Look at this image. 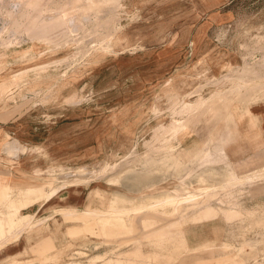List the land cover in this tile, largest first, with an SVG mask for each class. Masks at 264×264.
<instances>
[{"label": "rangeland", "instance_id": "rangeland-1", "mask_svg": "<svg viewBox=\"0 0 264 264\" xmlns=\"http://www.w3.org/2000/svg\"><path fill=\"white\" fill-rule=\"evenodd\" d=\"M55 1L46 3V13L63 0ZM99 10L77 19L84 28L39 39L35 28L26 29L35 10L21 18L25 10H16L14 21L0 12V83L9 85L0 96V178L16 175V164L31 174L51 172L60 187L45 202L54 214L33 215L34 227L0 249L47 235L46 254L60 230L70 243L42 263L83 264L85 255L68 251L72 241L91 235L138 250L141 238L142 257L159 264H264V0H113ZM243 94L246 101L238 100ZM212 95L208 109L179 113L184 102ZM176 121L185 124L183 136L172 132ZM14 140L25 147L17 156L5 151ZM171 147L184 165L164 169L157 163ZM176 188L184 202L172 215L137 212L111 220L116 230L125 224L122 235L103 233L94 217L80 229L74 219L86 207L100 214L113 194L138 201ZM70 195L79 207L69 205ZM226 210L239 214L228 217ZM186 231L213 240L194 253L202 260L188 253ZM131 251L127 256L141 258ZM118 258L102 264H129Z\"/></svg>", "mask_w": 264, "mask_h": 264}, {"label": "bare ground", "instance_id": "bare-ground-1", "mask_svg": "<svg viewBox=\"0 0 264 264\" xmlns=\"http://www.w3.org/2000/svg\"><path fill=\"white\" fill-rule=\"evenodd\" d=\"M23 1L19 0L17 2V0L16 1L12 0L11 3H7L6 0H0V12L3 11V13H1V14H3V16H5L8 21L9 20L14 21V18H15L14 16H15L16 10L17 11L19 9L21 11L25 10L24 12L22 11V13H20V14H22V16H20L19 18L25 17V16L27 17V15H31L30 13H32V12H30V11L35 10V11H33V12H36L33 15L34 17L31 15L32 16V17L30 16L31 18L28 17L30 19V22H28L29 19H27L26 22H28V23H26V22L25 23H26V26L28 25L26 28L27 30L30 29L32 31L35 28V30H33V33L36 32V36H38V39H39V37H45V36L47 37L48 34H52V36L56 35L59 31H61V29L65 30V28L66 29L69 28V30H72V27H75V25L80 24V22L77 21V19L82 20L83 18L87 17L90 14V11L94 12V10H95V12L97 13L100 11L99 9H103V7H106L107 5H110L111 2H113V0H63L62 2L55 4L54 9L50 8V10L52 9V11H49V13H46L44 10L47 7L46 6L47 4H48V8L50 7V5L48 3L49 0H47V1L46 0H39V1L38 0H25L24 2ZM35 1L36 2L38 1V2L35 3ZM50 2L52 3V0H50ZM30 8H31V10L28 11L29 14H26L27 13L26 10H29ZM109 10H111V9L109 8ZM109 10H107V11H109ZM88 18H89V16H88ZM110 18H112V17H110ZM86 19L87 18H85L84 20H86ZM110 21H112V19L111 20L106 19L105 21L103 20V22H106V23H110ZM102 23H98V25H96V26H100V24L102 26ZM80 26H81V28L82 27L84 28L85 25L82 26V24H81V25H79V27ZM106 26H108V25H106ZM28 27H29V29H28ZM40 27H42L41 30H40ZM36 28H38L39 30ZM20 30H19V32H20ZM22 30H24V29H22ZM22 30H21V35H22ZM65 32H63V33H65ZM33 33L28 32L27 34H30L29 36L34 37ZM72 33H73V31H72ZM24 35H26V34H24ZM60 35H62V34H60ZM82 39L84 40V38H82ZM7 88H9L8 84L6 85L3 83H0V96H2L6 92ZM260 88L264 89V85L260 86ZM243 93H245V92H243ZM248 95H250V94H248ZM212 97H214V95H212L209 98H201L194 103H185L184 102L182 105V109L181 110L178 109L179 111H181L179 113H186V112L187 113L188 112L193 113V112H198L200 109H204V108L208 109L210 103H212V101H213ZM238 98H239L238 100H241V101L245 100L246 101L247 94L246 95L243 94L241 96L239 95ZM244 103H247V102H244ZM228 107H229L228 103H226L225 106L223 107L224 108V114H226V115H229V113H228L229 108ZM174 115H175V113H174ZM156 128L158 129V127H156ZM167 130H168V128H167ZM164 131H165V129H164ZM178 131H179V134H178ZM185 131H186L185 124H183L180 121H176L174 123V126L172 127V132H173L174 136H177V135L183 136L185 134ZM153 132H154V130H153ZM205 150H206V148H205ZM5 151L8 154L17 156L18 153H23L25 151V147L21 146L20 143H17L14 140L11 143H6ZM156 151H158V150L156 149ZM167 154L168 155L165 157L164 160H162V161L160 160V162L157 163L158 166H161L164 169H168L170 166L173 165V167H175L177 169V168H180L184 165L180 161L177 160V158H176L177 154L175 153V150L172 149V147L170 148V150ZM200 155H201V153L196 155L194 157V159H196ZM156 157H158V156H156ZM205 159H209L208 156ZM172 161H173V163H172ZM12 165H13V168L15 169L16 175H12L10 178L8 177L9 178L8 180H6L5 178H0V206L3 208V211H0V244H2V245L4 243H7L10 240V238L17 237L22 232H28L32 227H34L33 223H32V220L34 218L33 215L28 214V213H26V214L21 213V210L26 209L27 207L33 205L36 202H48L51 198H53L58 193V191L60 189V187L54 186L56 178H55L54 174H52L51 172H48L46 175H41L39 173L38 174H36V173L31 174V173L23 171L22 169L17 167L16 164H12ZM245 165L246 164L243 161L242 163H239L237 166L239 168H242ZM189 166H191V165H189ZM227 171H229V170H227ZM206 172L207 171H205L204 174H206ZM153 173H155V172H153ZM201 173H203V172H201ZM210 173H212V171ZM145 177H147V175H145ZM197 181H198V183L201 182V184H202L203 179L199 177V178H197ZM226 182H227V180H226ZM113 183L119 184V180L118 179L113 180ZM182 184H184V182H183V180H180V185H182ZM208 184H209V182H208ZM212 187H213V185H212ZM180 189L181 188H176L174 190V192L165 193V194H162L158 197L145 196V197L140 198L138 201L129 200V199H127L123 196H120L118 194H113L111 196L112 198L109 200L108 208L106 210L102 211L100 214L98 213L96 215H93L92 210H88V207H86V209L80 215L75 216V217L73 216L74 214H73L72 208L63 209V212H66L69 216L74 217V219L78 220L80 223L83 224L82 226L80 224L78 226V228L86 226V224L89 223L88 219L94 217L93 222L99 223L100 229L103 233L111 234V235H116V234L122 235L121 232L123 231V228H124L123 225H125V224L123 223V225H120V228L122 227L120 230L119 229L116 230V229H113L111 227V225H110L111 220H113V219L114 220H121L123 217L128 216L130 213H137V212L138 213L139 212H148V213H152L155 215V213L157 214L163 210L164 212H166V214L172 215L173 210H175V208L181 203L180 200H183V202H184L183 195L178 193V191ZM196 192H198V191H196ZM92 193L94 195H99V196L103 197V195L100 194L101 193L100 190L94 189L92 191ZM191 198L192 199H190V198L189 199L194 200L193 197H191ZM189 199H187V200H189ZM187 200L185 202H187ZM125 205H128V206L126 207ZM209 208L210 207L205 208L204 210H208ZM204 210H203V212H204ZM208 212H206V213L210 214L213 211H211V209H209ZM202 213H201V215H202ZM205 214H204V217H205ZM226 214L228 215V217H233V216L238 215L239 213H237L235 211L226 210ZM210 216H212V214H210ZM210 216H209V218H211ZM120 222H122V221H120ZM143 222H144L145 226H149L153 223L152 218L144 219ZM173 224H174V222H173ZM88 225L89 224H87V226ZM175 225H176V222L173 226H175ZM109 227H111V228H109ZM169 227L170 226L167 227V231H168ZM84 229H86V228H84ZM107 229H108V231H107ZM89 230H90V228H89ZM168 232H170V231H168ZM168 232H167V234H168Z\"/></svg>", "mask_w": 264, "mask_h": 264}, {"label": "crops", "instance_id": "crops-1", "mask_svg": "<svg viewBox=\"0 0 264 264\" xmlns=\"http://www.w3.org/2000/svg\"><path fill=\"white\" fill-rule=\"evenodd\" d=\"M72 195H70L71 197ZM69 197V199H70ZM74 198V200L69 204L71 207L78 206V197H71ZM36 206V208H35ZM46 203H42L41 205H36L34 203L33 205L27 207L26 209H23L21 211H32V215H37L40 213V215H46L42 218L52 216L54 213H51L50 210H48ZM39 218V219H42ZM194 236L198 237V235L192 234V232H185V245L188 249V253H190V256H193L195 259L202 260V255L196 254L195 252L200 250L203 246L207 245L209 240L204 237H198L195 238ZM139 242H141V248L138 250L136 246L128 245L125 247H118L117 244H105L101 239H98L95 236L88 235L86 237H80L78 239H75L72 241V248L68 251V253H72V257H75L76 254L82 253L85 256H82L83 264H102L105 261H110L109 259H115V258H121L123 259L124 263L129 264H159V262H154L153 260H147L144 257V251L145 248H147L144 244L143 239H139ZM51 245L55 248L54 251H50L49 253L42 254L43 249V243L48 244L47 235L40 236L38 239H32L27 241V239H19L17 241H14L12 243L7 244L4 248L0 249V264H47L42 263L44 260V257L47 258L49 256H53L57 254L60 250L64 251V247L70 243V240L65 236L62 232L57 231V233L54 235V237L51 239ZM132 250V251H131ZM131 251L133 253L134 251L139 253L141 255V258H138L137 256H127V252ZM55 252V254H54ZM126 252V256H125ZM167 253V252H166ZM77 254V255H78ZM148 254L154 256H159V252H154ZM138 255V254H137ZM148 256V255H147ZM79 259L81 256H78ZM193 257L191 259H193ZM205 257V256H204ZM65 258V257H64ZM118 258V259H119ZM66 259V258H65ZM67 261V260H66ZM69 261V260H68ZM65 262L63 264H71L69 262ZM161 263V262H160ZM52 264V263H49Z\"/></svg>", "mask_w": 264, "mask_h": 264}]
</instances>
